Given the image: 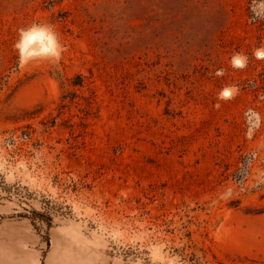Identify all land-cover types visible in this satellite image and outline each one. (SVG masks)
<instances>
[{
  "label": "rangeland",
  "instance_id": "obj_1",
  "mask_svg": "<svg viewBox=\"0 0 264 264\" xmlns=\"http://www.w3.org/2000/svg\"><path fill=\"white\" fill-rule=\"evenodd\" d=\"M260 48L264 0H0V264H264Z\"/></svg>",
  "mask_w": 264,
  "mask_h": 264
},
{
  "label": "clouds",
  "instance_id": "obj_2",
  "mask_svg": "<svg viewBox=\"0 0 264 264\" xmlns=\"http://www.w3.org/2000/svg\"><path fill=\"white\" fill-rule=\"evenodd\" d=\"M18 35L19 39L14 47L18 53L21 67L34 60L59 61L65 51L57 33L49 25L34 23L27 28H21ZM254 55L257 59H264V48L257 49ZM231 64L235 69H244L247 66V57L237 54L233 56ZM223 74V70L216 73L217 76ZM235 91V88H225L220 92L219 98L225 101L232 99Z\"/></svg>",
  "mask_w": 264,
  "mask_h": 264
},
{
  "label": "trees",
  "instance_id": "obj_3",
  "mask_svg": "<svg viewBox=\"0 0 264 264\" xmlns=\"http://www.w3.org/2000/svg\"><path fill=\"white\" fill-rule=\"evenodd\" d=\"M262 74H264V73H262ZM262 80H264V79H262ZM254 91L256 92V91H257V89H255Z\"/></svg>",
  "mask_w": 264,
  "mask_h": 264
}]
</instances>
